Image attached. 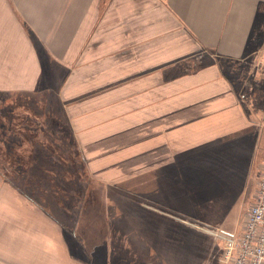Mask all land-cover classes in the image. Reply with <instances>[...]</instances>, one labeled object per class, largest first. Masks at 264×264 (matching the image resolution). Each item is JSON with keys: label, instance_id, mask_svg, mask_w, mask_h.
<instances>
[{"label": "crops", "instance_id": "0c3cea01", "mask_svg": "<svg viewBox=\"0 0 264 264\" xmlns=\"http://www.w3.org/2000/svg\"><path fill=\"white\" fill-rule=\"evenodd\" d=\"M229 62L250 65L239 69L241 86ZM53 63L63 70L61 102H89L84 115L66 111L98 175L108 158L112 176L138 168L167 185L173 170L191 187L199 167L251 166L258 156L264 0H0V94L39 93ZM141 206L157 223L166 218L164 204ZM65 228L0 173V264H80Z\"/></svg>", "mask_w": 264, "mask_h": 264}, {"label": "rangeland", "instance_id": "374dc122", "mask_svg": "<svg viewBox=\"0 0 264 264\" xmlns=\"http://www.w3.org/2000/svg\"><path fill=\"white\" fill-rule=\"evenodd\" d=\"M53 64L40 82L39 93L0 94V170L7 181L64 224L71 260L80 264H227L222 260L224 236L240 234L243 213L262 173L264 121L262 134L257 133L258 156L251 166L241 160L218 164L217 171L202 165L191 187L173 170L166 176L167 185L164 176L158 185L157 174H143L138 168H125L124 176H112L108 158L99 164H107L99 176L93 172L98 165L91 169L82 157L66 111L73 107L84 115L80 108L89 102L78 104L82 97L70 105L61 102L63 70ZM224 65L241 86V65ZM258 66L253 63L251 69ZM249 67L243 65L241 70ZM256 101L264 105L259 96ZM209 171L216 174L208 175ZM145 202L164 204L166 218L157 223L158 215L141 206ZM145 217L154 220L147 224L146 234Z\"/></svg>", "mask_w": 264, "mask_h": 264}, {"label": "built area", "instance_id": "2783aa9c", "mask_svg": "<svg viewBox=\"0 0 264 264\" xmlns=\"http://www.w3.org/2000/svg\"><path fill=\"white\" fill-rule=\"evenodd\" d=\"M222 260L227 264H264V162L253 201L245 211L240 234L224 236Z\"/></svg>", "mask_w": 264, "mask_h": 264}, {"label": "trees", "instance_id": "16d2710c", "mask_svg": "<svg viewBox=\"0 0 264 264\" xmlns=\"http://www.w3.org/2000/svg\"><path fill=\"white\" fill-rule=\"evenodd\" d=\"M0 173H1V175L3 176V178H5V173H3L1 170H0ZM6 179V178H5ZM9 182H11L12 183V181L11 180H9Z\"/></svg>", "mask_w": 264, "mask_h": 264}]
</instances>
